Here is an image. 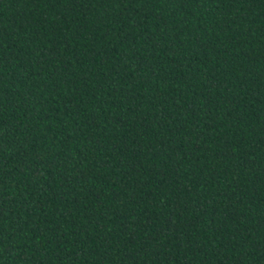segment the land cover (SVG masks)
Listing matches in <instances>:
<instances>
[{"label":"trees","instance_id":"trees-1","mask_svg":"<svg viewBox=\"0 0 264 264\" xmlns=\"http://www.w3.org/2000/svg\"><path fill=\"white\" fill-rule=\"evenodd\" d=\"M0 264H264V0H0Z\"/></svg>","mask_w":264,"mask_h":264}]
</instances>
